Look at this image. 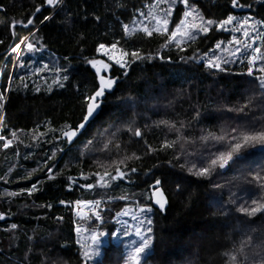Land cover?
<instances>
[{
	"label": "trees",
	"instance_id": "16d2710c",
	"mask_svg": "<svg viewBox=\"0 0 264 264\" xmlns=\"http://www.w3.org/2000/svg\"><path fill=\"white\" fill-rule=\"evenodd\" d=\"M155 2L63 0L53 9L44 0H0V94L4 96L0 136L11 138L12 131L19 136L6 150L0 141V213L5 215L0 220V264H83L76 233L83 221L77 219L74 203L96 200L108 208L101 226L107 243L100 258L89 264L128 261L131 239L112 236L117 226L111 221L116 211L135 204L152 209L147 216L150 250L141 264H264V209L254 216L238 211L241 206L255 207L253 201L264 204V186L252 181L253 175H264L260 147L249 148L225 171L217 170L208 178L188 171L226 150L233 128H260L241 126L252 118L250 111H228L238 109L230 103L228 83L255 81L246 75L248 66L222 64L224 71L207 67L217 43L230 38L215 27L195 41L184 42L183 51L174 43L164 47L166 35L126 33L123 26L133 25ZM240 3L244 7L234 8L232 0H189L205 20L247 15L264 26V0ZM38 6L42 11L36 15ZM183 12L184 6L178 5L170 31ZM30 17L34 23L23 26L21 22L26 24ZM42 24L56 32L55 51L63 57L90 60L98 56L100 44L114 43L129 53L139 50L142 57L135 62L125 57L127 68L110 65L106 69L105 75L115 82L106 92L99 116L72 145L61 133L81 123L87 102L82 117L72 120L43 118L41 109L31 116H14L5 106L9 93H44L58 73L65 75L67 65L46 51L45 38L35 31ZM24 40L40 51H29L21 44ZM17 45L20 48L14 52ZM98 88L95 79L87 86V96ZM137 129L142 133L139 137L134 134ZM209 132L225 135L226 141H202ZM165 141L174 144L162 149ZM121 160L127 176L99 186L95 174H103L101 165L111 166L107 170L115 175L114 162ZM156 180L167 196L165 211L152 203ZM37 181H42L40 190L32 196L7 195ZM87 184L95 186L81 187ZM12 224L17 227L12 229Z\"/></svg>",
	"mask_w": 264,
	"mask_h": 264
},
{
	"label": "snow or ice",
	"instance_id": "6c2138e0",
	"mask_svg": "<svg viewBox=\"0 0 264 264\" xmlns=\"http://www.w3.org/2000/svg\"><path fill=\"white\" fill-rule=\"evenodd\" d=\"M45 4L49 7L55 9L58 7L63 0H44ZM166 4L167 7H160L158 11L149 12L147 14H142L144 16V19L140 20L138 22V25L133 26L131 29L128 25H124V30L126 33H135V32H143L147 36H152L153 33H158L160 35H166V43L163 45L164 47L169 46L170 44H175L176 47L180 48L181 51H183V43L187 41H195L198 34H207L209 30H211L213 27H215L217 30H223L228 31V25H234V27L231 29V31L234 32H242V35L245 39H247L250 35L248 28L252 27L255 28V25L250 24L251 18H244L242 21H237L236 17L229 15L226 19L222 21H212V20H205L202 15H200L199 10L193 7L191 4H189V0H157V4L153 5V9H156L159 5ZM177 4H183L185 6V10L182 13V17L179 19L178 22H175L171 31L169 30V25L173 23L172 17H173V10ZM232 6L234 8H242L244 5L240 3V0H232ZM250 7V6H249ZM36 12L41 11V7H37ZM195 14V15H194ZM35 13H33V16ZM192 18L191 22L189 21V18ZM50 17H45L44 19L47 20ZM199 21V22H197ZM43 22V21H42ZM23 26L27 27L28 25H32L34 23V19L32 17L28 18L26 21V24L21 22ZM264 23V22H262ZM11 29L14 31L15 23H13L11 26ZM3 41H0L2 43ZM222 43V42H221ZM221 43H217L216 48L221 47ZM232 43H235L239 45L241 43V40L233 37ZM21 44H23L29 51H32L34 48V45L31 42H28L27 40L21 41ZM245 48L251 47L250 44L245 43ZM111 49L115 50L117 49V43L112 44ZM20 48V45H17L16 48H13L12 50L15 52L17 49ZM97 51H103L105 55H107L109 61H115L116 64H118L121 68H127L129 66V62L126 61L125 57H131V62H135L138 59H141V55L139 50H134L131 53L120 49V56L114 57L113 55L109 54L108 48L104 44H100L98 46ZM227 51V49H225ZM240 52V48H236V52L232 53V55H235L236 53ZM261 49L255 48L253 50L252 55L248 58L247 63L249 65L248 68V75H253V66L256 64L257 60L264 59V55H260ZM222 63H227V61H223L221 57L215 56L211 57L207 60V67L210 69H216L219 71H224L225 69L222 67ZM89 64L96 68V72L99 74L100 68H97V64H102L104 69H108L110 67L109 64L104 63L103 61H97V60H91L89 61ZM60 71V70H57ZM259 71L261 72V76L259 77V82L261 88H264V66H261L259 68ZM126 74V73H125ZM63 80H67V75H64L62 77ZM54 83L60 84V80H54ZM115 81L112 79H105L103 75L100 76V87L97 91L94 92V94L86 97L87 101V108L86 113L83 117V120L80 124H78L75 128L70 130H65L61 133V135L69 142H71L75 137H77L85 128L86 126L91 123L92 120H94L99 115V110L101 107L100 99L105 95V92L107 90H110L113 83ZM26 86V85H25ZM62 87L63 85L60 84ZM39 89H37L38 91ZM4 99V96L0 94V101ZM0 107H2V104H0ZM247 107L245 105L244 107L238 108V109H228V111H238L243 113L244 109ZM166 123V122H162ZM173 128H175V125H172ZM177 131H179L177 129ZM136 136H141L142 133L140 130H136L134 133ZM44 135V134H40ZM37 139L39 137H36ZM19 139L18 132L12 131L11 132V138H6L4 136H0V141H3L2 148L3 149H9L13 146L14 142H16ZM202 141H216V142H225L226 136L225 135H216L214 132H209L207 135H204L200 138ZM228 143L226 150L224 151H217L216 153H213L209 156L207 162L200 167H196L193 165L192 168H189L188 171L192 176L199 177V178H208L211 176V174L217 170H224L231 166L232 163H234L236 160H238L243 152L247 151L249 148H256L260 147L262 150H264V125H262L259 129H251V130H240L237 128H233L231 130L230 136L227 138ZM90 143V142H89ZM174 142L165 141L162 145L163 148H169L172 147ZM155 151V150H152ZM126 159H131V157H128ZM117 164L115 168V175H113L110 171H108V167L111 166H104L101 165V167L105 168V171L103 174L96 173L99 177L97 180V184L99 186L105 187L108 184L109 180H117V179H124L127 176V172L123 171L120 165H124L125 161L121 160L119 162H114ZM183 167V166H182ZM132 172H135L136 169L132 168ZM51 168H48L49 173V179L54 178L51 175ZM27 178H30L27 177ZM107 178V179H106ZM252 181L260 184L261 186H264V175H261L259 173L253 175ZM42 183V181H37L36 183L32 184V186L28 189L21 190L20 192H9L7 193L8 196H18V195H28L32 196L35 192H38L40 190L39 185ZM74 183V181H73ZM160 181L156 180L153 187L157 189V193L162 196V193L159 192L158 186L160 185ZM95 185L93 184H87V185H81V187H86L88 189L93 188ZM63 203V202H61ZM76 205L87 203L88 205H91L94 208H99V205L101 204V201H77L75 202ZM157 204H159L160 208H164V204L161 203L160 200L156 201ZM253 204H256L255 207H245L241 206L238 211H240L243 214H246L248 216H254L257 212H260L262 209H264V204H257L256 201H253ZM141 211H147L151 212V207L141 209ZM95 218L97 220H101V216L98 212L94 213ZM5 219V215L3 213H0V220ZM147 223L150 225L151 220L149 219ZM17 226L15 224L11 225L12 229H15ZM79 231V229H77ZM148 232H151V228L149 227L147 229ZM104 232H93L91 235V244H84L82 245L83 252V264H89V261H92L95 257L100 255V249L99 245L101 243L100 237L104 236ZM112 236H117V232L113 231L111 233ZM136 235L141 237V243L132 249L131 252L128 253L127 259L129 261V264H141L143 256L146 255L147 250L149 249V246L151 244V237L150 236H143L141 234V231L139 228L136 229ZM135 243V242H133ZM236 257H232L233 262L235 261Z\"/></svg>",
	"mask_w": 264,
	"mask_h": 264
},
{
	"label": "rangeland",
	"instance_id": "374dc122",
	"mask_svg": "<svg viewBox=\"0 0 264 264\" xmlns=\"http://www.w3.org/2000/svg\"><path fill=\"white\" fill-rule=\"evenodd\" d=\"M156 4L157 0L154 5ZM178 5L183 4H177L175 6L173 15ZM160 7H167V5H159L156 9H153V6H151L144 14L158 11ZM234 17H236L237 21H242L244 18H248L250 16L240 15ZM250 18V24L255 25V28H248L250 35L247 39L243 37L242 32L231 31L234 25H228V31L220 30L230 35L229 40L225 43H222L221 47L216 48L215 52L213 53V57L219 56L223 61H227V63L222 64L229 65L237 63L241 68H244L246 66H248L249 68L247 60L252 55L255 48L261 49L260 55H264V49L262 48L264 26L258 21L254 20L252 17ZM142 19H144L143 15H141L140 18H138L136 22H134L133 25H131L129 28L131 29L133 26L138 25V22ZM191 20L192 18L190 17L189 21L191 22ZM35 31H38L43 36V38H45L44 40H46V43L48 45V49L46 51L58 57L61 60V65H67V68H65V75H67L68 79L63 80L60 72L51 81L48 89L44 93H37L31 96L14 95L13 93H9L5 100V106L8 107L10 114L14 116H31L34 110L41 109L43 118L52 117L64 120L80 119L82 117L81 110L83 103L87 102V86L91 83H94L95 79H97L98 81V76L101 75H103L106 80L109 79V77L105 75L106 69H104L100 74H97L96 68H93L89 64V61L97 60L103 61L104 63L109 65H115L118 67L120 66L116 64L114 60L109 61L107 55H105L103 51H100L97 57L90 60L63 57L62 55L57 54L55 51L56 32L53 29H49L47 26L42 24L36 27ZM233 37L241 40V43L239 45L232 43ZM245 43L250 44L251 47L245 48ZM237 47L240 48V52L232 55V53L236 52ZM34 48L40 51V49H38L37 47L34 46ZM107 48L110 55H113L114 57L120 56V50L118 48L115 50L111 49V47ZM225 49H227V51H225ZM99 66L103 65L97 64L96 67L98 68ZM261 66H264V59L257 60L256 64L253 66L252 76L248 75V70L246 72V75H248L251 79H254L253 81L255 82L238 81L228 83L230 103L238 108L247 105L244 110L250 111L252 115L251 119H246L241 122L242 127H261L262 125H264V88H261L259 82V77L262 75L259 71V68ZM57 79L60 80V84L63 85L62 87L60 86V84L53 82ZM145 208L148 207L141 204L127 205L116 211L114 213V217L112 218L111 223L117 226V235H119V237H124V239L126 240L131 239V244L128 247V253L141 243V237L136 235L137 228L140 229L143 236H149L147 231V216L150 212L141 211V209ZM106 210H108V208H105L104 206H102V204L99 205V208H94L87 203L80 205H76V203H74L75 215L77 219L80 220V222L83 221L82 224L76 227L77 239L82 252V245L92 243L90 238L93 232L105 233L104 236L100 237V255L95 257L92 261H89V263H94L97 259L100 258L102 254V247L107 243V232H105L101 228V226L103 225V221L102 219L97 220L94 215V213L98 212L102 218V213ZM95 223L97 225H95ZM77 229H79V231H77ZM149 250L150 246L147 252ZM125 264H129V261H127Z\"/></svg>",
	"mask_w": 264,
	"mask_h": 264
},
{
	"label": "water",
	"instance_id": "95a60500",
	"mask_svg": "<svg viewBox=\"0 0 264 264\" xmlns=\"http://www.w3.org/2000/svg\"><path fill=\"white\" fill-rule=\"evenodd\" d=\"M41 11H42V8H41ZM40 11V12H41ZM40 12H36V15L37 14H39ZM98 68H100V72H99V74L104 70V68H103V66H99ZM97 73V72H96ZM98 74V73H97ZM98 85H99V87H100V76H98ZM99 89V88H98ZM108 91V90H107ZM106 91V92H107ZM106 92H105V95L100 99V103H102L104 100H105V96H106ZM87 108V107H86ZM101 113V107H100V110H99V114ZM99 116V115H98ZM97 116V117H98ZM96 117V118H97ZM95 118V119H96ZM94 119V120H95ZM94 120H92L91 122H93ZM90 124V123H89ZM88 124V125H89ZM86 129V128H85ZM84 129V130H85ZM83 130V131H84ZM83 131L77 136V137H75L71 142H69V141H67L63 136H62V138H63V140H65L66 142H68V144L69 145H72V144H74L75 143V141L78 139V137L83 133ZM258 152H260V153H262V152H264V150H262L261 148H259L258 149ZM226 169H224L223 171H225ZM117 180H121V179H117ZM123 180V179H122ZM154 185V184H153ZM153 185H152V187H151V198H152V203H153V205H154V207L156 208V209H158V210H161V211H165V209H166V207H167V196H166V194L164 193V191H163V189L161 188V186L159 185L158 186V190H159V192H161L162 193V196L161 195H159V194H156L157 193V189H155L154 187H153ZM157 200H160L161 201V203H163L164 204V208L163 209H161L160 208V206H159V204H157L156 203V201Z\"/></svg>",
	"mask_w": 264,
	"mask_h": 264
}]
</instances>
